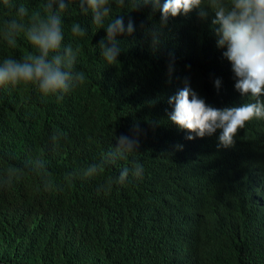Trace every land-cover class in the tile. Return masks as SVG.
<instances>
[{
  "label": "trees",
  "instance_id": "trees-1",
  "mask_svg": "<svg viewBox=\"0 0 264 264\" xmlns=\"http://www.w3.org/2000/svg\"><path fill=\"white\" fill-rule=\"evenodd\" d=\"M203 9L210 22L214 12L206 5ZM113 15H123L124 23L131 19L134 25L125 43L120 40L122 51L116 65L103 63L99 53L98 42L105 36V29L90 23L84 25V37L72 36L71 25L88 19L75 7L62 26L64 42L80 49L77 70L86 77L83 85L58 97H44L32 86L0 88V257H8L10 264L19 263L30 246L36 247L42 264H121L96 256L89 237L110 227L124 231L126 215L133 232L132 214L140 207L134 194L136 181L114 187L109 195L103 194L102 186L133 160L147 170L148 160L145 154L134 152L127 160L107 166L99 176L84 174L90 163L100 161L115 146L111 126L116 114L127 121L124 134L139 123L144 132L142 147L148 140L154 103H162L157 91L181 74L190 77L200 72L199 68L180 65H186L188 52L190 61L198 60L205 66L199 92L212 91L220 97L218 102L235 97L232 64L225 66L223 62L216 67L218 51L213 43L201 42L218 26L188 17L196 42L168 38L171 31L168 26L161 27L160 17L151 13L150 6L141 11L113 6ZM153 31L158 32L159 39L155 48L151 43ZM3 56L11 57L0 51ZM143 67L163 72L161 83L146 79ZM114 72L133 79L143 89L147 102L154 103L141 105L129 97L122 91L124 85L117 84ZM217 78L221 80L219 89L214 84ZM219 134L217 130L208 141L193 143L207 150L196 217L192 221L165 213L158 217L175 224L185 241L197 240L196 249L187 255L189 264H264V120L247 122L238 130L233 147L218 148ZM32 184L44 192L40 197H32ZM57 197L70 199L66 205L54 204ZM26 204L39 205L59 218L65 234L57 238L46 235L44 242L28 237L23 231L33 233L35 227L20 213ZM11 251L14 256L3 255ZM165 262L160 255L147 251L136 258L135 264Z\"/></svg>",
  "mask_w": 264,
  "mask_h": 264
},
{
  "label": "clouds",
  "instance_id": "clouds-1",
  "mask_svg": "<svg viewBox=\"0 0 264 264\" xmlns=\"http://www.w3.org/2000/svg\"><path fill=\"white\" fill-rule=\"evenodd\" d=\"M205 5L215 14L210 15V22L203 9ZM113 6L127 7L130 11L150 6L151 13L160 17L161 27L168 26L171 31L167 37L177 40L198 42L191 31L193 22L186 20L188 17L193 16L195 21L207 26H218L201 42L213 43L218 51L216 67L223 62L225 66L232 64L235 97L218 102L220 97L212 91L199 92L205 66L198 60L190 61L188 52L184 57L186 65L182 62L180 65L199 68L200 72L190 77L181 74L164 84L157 91L162 103L148 101L154 103V113L152 122L149 117L147 142L141 147L144 132L138 122L124 134L127 121L116 114L111 126L115 146L100 161L90 163L84 173L87 177L99 176L107 166L127 160L134 152L145 154L148 160L145 171L140 162L133 160L117 176L105 180L104 195H109L116 186L135 180L134 194L140 207L132 214V233L128 215L124 231L110 227L107 231L93 232L89 240L96 256L105 262L135 264L136 258L148 251L163 257L165 264H189L187 255L196 249L197 240L185 241L175 224L164 222L158 216L165 213L192 221L199 212L202 166L207 150L203 146L196 148L195 140L208 141V137L220 130L217 147H233L238 130L245 128L247 122L264 120V0H0V45L4 40L15 48L21 37L28 42L18 54L0 57V88L32 86L44 97H58L83 85L86 77L77 70L80 49L64 42L62 26L75 7L88 19L71 25L72 36L84 37L87 34L84 25L90 23L97 29H105V36L98 42L99 53L103 63L116 65L122 51L121 41L125 43L134 25L131 19L124 23L123 15L119 18L113 15ZM151 43L153 48L158 45L157 31H153ZM142 71L152 83H161L163 72L157 68L143 67ZM114 78L119 86L124 85L122 91L129 97L148 105L143 89L133 79L119 72H114ZM214 84L219 89L221 80L217 78ZM218 105L222 108H216ZM32 187V197L44 193L33 184ZM69 199L57 197L54 204L66 205ZM20 213L35 227L33 233L23 231L33 240L44 242L46 235L57 238L65 234L60 219L44 212L39 205L26 204ZM3 255L14 256V252H3ZM11 262L8 257H0V264ZM16 264H42L36 247L30 246Z\"/></svg>",
  "mask_w": 264,
  "mask_h": 264
},
{
  "label": "flooded vegetation",
  "instance_id": "flooded-vegetation-1",
  "mask_svg": "<svg viewBox=\"0 0 264 264\" xmlns=\"http://www.w3.org/2000/svg\"><path fill=\"white\" fill-rule=\"evenodd\" d=\"M28 44V42L23 38H19L17 41V45L15 48H11L7 45V43L2 40L1 45H0V51L3 53H7L8 56H14L18 54L23 48Z\"/></svg>",
  "mask_w": 264,
  "mask_h": 264
}]
</instances>
